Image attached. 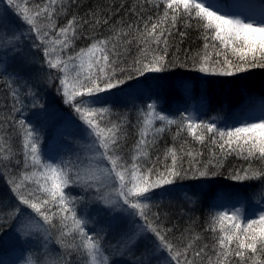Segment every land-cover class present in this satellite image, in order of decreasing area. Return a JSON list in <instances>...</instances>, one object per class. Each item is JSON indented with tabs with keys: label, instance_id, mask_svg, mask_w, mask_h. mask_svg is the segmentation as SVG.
<instances>
[{
	"label": "snow or ice",
	"instance_id": "obj_1",
	"mask_svg": "<svg viewBox=\"0 0 264 264\" xmlns=\"http://www.w3.org/2000/svg\"><path fill=\"white\" fill-rule=\"evenodd\" d=\"M0 4L7 5L0 13V79L10 98L0 109L6 113L0 114V179L10 190L8 197L0 196V219L26 242H34L24 264H117V255L128 258L126 264H264V110L221 128L192 115L171 118L149 103L131 124L127 114L103 106L101 95L124 91L128 81L147 74L188 68V60L191 71L211 76L264 68V6L238 11L218 0H143L139 14L132 13L136 21L112 23L103 9L83 16L74 11L79 0ZM12 15L26 26L23 30L12 23ZM181 22L195 27L203 41L184 61L177 54L170 57L173 47L180 52L175 37L182 43L187 36L177 31ZM102 28L106 33H98ZM26 40L35 51H25ZM81 40L84 46L77 50ZM37 64L38 73L33 71ZM45 67L55 71L44 72ZM33 79L49 85L58 81L57 94L81 122L85 141L74 158L44 160L38 132L18 118L29 104L42 106ZM173 126L174 142L186 134L207 144L209 159L202 161V152L186 148L187 140L179 149L165 147L161 159L159 142ZM13 137L22 153L14 148ZM232 155L247 166L230 174L231 179L261 182L254 194L260 207L250 216L239 209L215 212L204 229L212 233L211 245L198 243L204 237L191 225L171 223L167 210H154L160 208L153 203L155 190L178 180L216 176ZM77 188L90 194V202L121 215L100 230L89 228L77 210L86 197L70 191Z\"/></svg>",
	"mask_w": 264,
	"mask_h": 264
},
{
	"label": "trees",
	"instance_id": "obj_2",
	"mask_svg": "<svg viewBox=\"0 0 264 264\" xmlns=\"http://www.w3.org/2000/svg\"><path fill=\"white\" fill-rule=\"evenodd\" d=\"M141 3H143V0H79V8H74L73 10H78L79 14L83 16L91 10L100 11L103 9L104 15L109 17L112 23L118 21L133 22L136 21L137 16L132 13L136 12L139 14V5ZM130 9L132 12H130ZM162 10L163 6H161V12ZM144 15L146 17L147 13H144ZM64 22L66 21L61 20V23ZM177 31L186 32L187 36L183 38L182 43H180L181 38L178 35L175 37V42L179 45L180 52L176 53V48L173 47L170 49V57L173 54H177L180 56V60L184 61L186 56L190 57L198 49L202 48L203 41L199 38V32L195 27L190 29L185 28L183 22L178 25ZM98 33H106V29H99ZM82 46H84V41H77V50ZM24 47L26 52L29 51L26 41ZM39 59H43L42 54H39ZM187 62L189 64L188 68L176 67L170 72L147 74L145 77H139L138 80L128 81L126 85L122 86L123 89L128 86L130 87L129 89H133L134 86L147 84L148 89L145 90V94L143 95L132 96L127 92L124 95L123 92L125 90L120 91L119 89L112 90L114 95L101 94L105 96L103 106L110 107L114 114H127L131 124L136 123L139 110L146 109L149 103H155L158 111L171 118H179L181 115H192L197 122H215L221 128L236 123L238 120L250 115H256V112L259 115L264 110V68H255L246 73L222 77L191 71V60ZM16 66L15 64L12 65V67ZM48 71L54 72L55 70L48 69ZM30 83H35V90L39 95V105L42 106L32 108L29 104L22 114H17L18 118H24L31 127L36 129L40 138V149H44L45 143L48 140L57 139L62 133V135L69 136L70 139H73L72 149L66 155L67 157L61 159L74 158L76 151L79 150L78 146L82 144L77 135L82 133L81 128L83 126L73 110L63 103L62 96L57 94L54 85L58 84V81H53L50 87L44 86V83L40 84L41 82L35 79L30 81ZM156 83L164 84V88L161 91H154L153 87ZM188 84L192 86L190 88L191 95L185 94L182 91V88ZM6 103L10 104V98L7 97V89L3 87V79H0V109H3ZM262 107L263 109L260 111ZM112 118L115 119L116 116L114 115ZM157 124H159L158 121ZM42 130L46 133L44 137H42ZM130 131L134 133L135 129H130ZM174 133L175 126L172 127L170 133H165L164 139L159 142L161 159H163L165 147L175 145L179 149L184 140L188 141V144L185 145L186 148L203 153V156L200 157L202 161L206 162L209 159V145L197 144L186 134L174 142L172 139ZM133 139H135L134 136L129 140V147ZM13 146L18 152L22 153L20 141L16 137H13ZM215 151L219 152V149L217 148ZM41 155H43L42 158L44 159L45 155L43 153ZM150 156L154 159L155 153H150ZM20 158L22 159V155ZM59 161L49 160L47 162ZM168 162L170 163L171 161L169 160ZM254 164L258 166V162H254ZM184 166L187 167V163ZM244 166H247V161L240 160L235 155L228 156L223 161V167L216 169L219 172L218 175L193 180L208 182L206 192L212 194L217 191V195L221 194V198H224L225 201L223 202L218 201L219 197L215 198L211 197V195L200 197L201 200L195 205L191 203V200H180L179 202L178 194L188 184L184 183L186 180H178L175 185L165 186L161 191L162 196L156 195L154 197L153 203L160 205V208L154 210L161 212L167 210L171 223H175L181 228L191 225L196 232L201 233L204 237V240L198 243H208L211 245L213 242L212 233L204 231L210 217L217 211H227L224 205L237 206L235 204L244 195L243 191H256L261 183L256 180L238 182L230 178V174ZM228 186L235 188L232 194ZM70 191H72L73 196L79 193L76 189ZM9 195L10 190L8 186L0 179V196L8 197ZM76 196L79 195L77 194ZM234 200L235 203H232ZM90 201L91 197L85 203H79L77 207H84L86 204L90 205V207L95 205L94 202ZM255 211L257 210L253 208L249 212L241 213V215L250 216ZM9 227L10 224L8 222L0 219V236L6 233ZM119 258L121 257L119 256Z\"/></svg>",
	"mask_w": 264,
	"mask_h": 264
},
{
	"label": "rangeland",
	"instance_id": "obj_3",
	"mask_svg": "<svg viewBox=\"0 0 264 264\" xmlns=\"http://www.w3.org/2000/svg\"><path fill=\"white\" fill-rule=\"evenodd\" d=\"M218 3H220L221 5L227 8H234V6H236L235 10L238 11H245L246 6L248 5L254 6V8L257 10L260 7L264 6V0H218ZM4 7H7V5L0 4V13H2ZM11 20L14 25L21 27V30H23V28L26 27L21 25V22L18 20V18L15 17V15L11 16ZM26 43L30 44L31 42L26 40ZM29 51H35V50L29 49ZM34 71L37 73L40 71L39 64L35 65ZM43 71L48 72V69L45 67ZM40 84L43 83L41 82ZM44 86L50 87L49 84H44ZM191 87L192 86L188 85L187 87L182 88L183 93L191 95V90H190ZM129 88H130L129 86L125 87L124 89L125 92H123L124 95L127 92L129 95L139 96L145 94V90L148 89V85L145 84L140 86H134L133 89H129ZM163 88H164V84L156 83L153 87V90L157 92V91H161ZM62 101H63V97H62ZM262 109L263 107L260 109V111ZM256 116H258V112H256ZM62 134L57 139L48 140L45 143L44 149L43 148L40 149V152L45 155L44 159L46 161L49 160L59 161V159L63 157H67L66 155L71 151L73 146V139H70L69 136ZM44 136H46V133L42 130V137ZM77 137H79L81 143L85 141V137L83 136V133L77 135ZM184 183L188 185L183 189V191L181 190L179 192L180 193L178 194L179 202L180 200H187V201L191 200V203L195 205L201 200L200 197L206 195L207 196L211 195V197H215V198L219 197L218 201L221 202L225 201L224 198H221V194L217 195V191L213 192L212 194H208L206 192V189L208 187V182L206 181L186 180L184 181ZM228 189L231 194L235 191V188L232 186H228ZM162 190L163 189L155 190L157 196L163 195L161 193ZM76 191L79 192L77 193L79 196L86 197V199L83 201L84 203L88 200L89 197H91L90 194L84 193L82 190L78 188L76 189ZM256 192L257 190L253 192L243 191L242 192L244 194L242 195L243 197L241 196L242 193L239 194V196L241 197L239 202L237 201L235 204L237 206L231 207L230 205H224L225 210L227 209V211H232L235 209H239L240 213H245L247 211L249 212V210L253 208L257 210L260 207V205L256 203V200L259 198L256 195H254ZM77 194H74V196H76ZM232 203H235V200ZM94 204L95 205H93L92 207H90V205L87 204L84 207H80V208L77 207L79 215L89 220L90 222L89 228H96L97 230H100L101 228H104L106 225L112 222L114 218L119 217L121 215V213L119 212H114L111 209L106 208L103 204L96 202H94ZM0 238H1L0 264H24V259L29 255L30 251H32L35 246L34 242H26L25 239L21 238L11 225L9 227V230L6 233L2 234ZM111 238H112L111 236L108 237V239ZM113 258L117 261V264H126V260H128V258H119L118 255Z\"/></svg>",
	"mask_w": 264,
	"mask_h": 264
}]
</instances>
